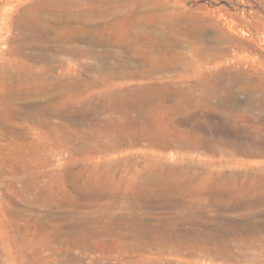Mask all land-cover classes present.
Masks as SVG:
<instances>
[{
    "label": "rangeland",
    "instance_id": "rangeland-1",
    "mask_svg": "<svg viewBox=\"0 0 264 264\" xmlns=\"http://www.w3.org/2000/svg\"><path fill=\"white\" fill-rule=\"evenodd\" d=\"M108 97L115 113L60 126L61 114L80 119ZM0 123V264H24L1 242L28 223L71 225L76 217L100 220L89 248L48 241L13 253L51 255V264H264V0H0ZM76 129L102 138L69 141ZM110 130L127 141L111 144ZM97 169L141 181L162 175L184 187L149 198L156 207L146 212L68 202L63 183L77 178L87 193ZM145 224L160 242L143 247L133 238ZM168 232L185 241L179 250ZM206 238L228 252L206 251Z\"/></svg>",
    "mask_w": 264,
    "mask_h": 264
},
{
    "label": "bare ground",
    "instance_id": "bare-ground-1",
    "mask_svg": "<svg viewBox=\"0 0 264 264\" xmlns=\"http://www.w3.org/2000/svg\"><path fill=\"white\" fill-rule=\"evenodd\" d=\"M101 11V10H100ZM106 14V13H105ZM109 15V14H108ZM32 16V15H31ZM116 16V15H114ZM33 17V16H32ZM35 18V17H34ZM37 18V16H36ZM39 18V17H38ZM34 20V19H33ZM30 21V20H29ZM45 21V20H44ZM50 21V20H49ZM25 22V21H24ZM40 22V21H39ZM53 22V21H51ZM60 22V21H59ZM70 22V21H69ZM83 23V22H82ZM41 24V23H40ZM129 24V23H128ZM133 24V23H132ZM27 25V24H26ZM63 25V24H62ZM61 25V26H62ZM85 25V24H84ZM131 25V24H129ZM24 27V26H23ZM26 27V26H25ZM35 27V26H34ZM145 27V26H144ZM36 28H38L36 26ZM24 29V28H23ZM64 29V28H62ZM88 29V28H87ZM49 30V29H48ZM89 31V30H88ZM100 31V30H99ZM145 32V31H144ZM41 33V32H40ZM51 33V32H50ZM56 33V32H55ZM62 33V32H61ZM93 33V32H92ZM22 34V33H21ZM64 34V33H63ZM97 34V33H96ZM112 34V33H111ZM152 34V33H151ZM144 35V34H143ZM51 36V35H50ZM58 36V35H57ZM84 37V36H83ZM32 38V36H31ZM36 38V37H35ZM59 38V37H58ZM96 38V36H95ZM180 38V37H179ZM38 39V38H37ZM89 39V38H88ZM39 40V39H38ZM41 40V39H40ZM34 41V40H33ZM37 41V40H36ZM43 41V40H42ZM111 43V42H110ZM129 43V42H128ZM154 44H152V47L156 48L159 46L158 42H152ZM142 44V43H141ZM185 44V43H184ZM32 45V44H31ZM115 45V44H114ZM117 46V45H116ZM128 46V45H127ZM164 46V48H171V44H161V49ZM57 48V47H56ZM66 48V47H64ZM121 48V47H120ZM132 49V48H131ZM136 49V48H135ZM96 50V49H95ZM94 50V51H95ZM139 50V49H138ZM144 50V49H143ZM51 51V50H50ZM64 51V50H63ZM126 51V50H125ZM133 51V50H132ZM62 52V51H60ZM91 52V51H90ZM103 53V52H102ZM101 53V54H102ZM107 53V52H106ZM128 53V52H127ZM99 54V53H98ZM108 54V53H107ZM119 54V53H118ZM122 54V53H121ZM97 55V54H96ZM153 55V54H152ZM89 56V55H88ZM109 56V55H108ZM125 56V55H124ZM158 56V55H157ZM107 57V56H106ZM149 57V56H148ZM90 58V57H89ZM97 58V57H96ZM100 58V57H99ZM103 58V57H102ZM119 58V57H118ZM121 58V57H120ZM58 59V58H57ZM93 59V58H92ZM56 60V59H55ZM54 60V61H55ZM99 60V59H98ZM131 60V59H130ZM123 61V60H122ZM58 62V61H57ZM60 62V61H59ZM154 62V61H153ZM104 63V62H103ZM106 63V62H105ZM108 63V62H107ZM119 63V61H118ZM95 64V62H94ZM112 64V63H111ZM154 64V63H153ZM164 64V63H163ZM172 64V63H170ZM123 65V64H122ZM96 66V64H95ZM99 66V65H98ZM108 66V65H106ZM154 66V65H153ZM155 67V66H154ZM153 67V68H154ZM168 67V66H167ZM91 69V68H90ZM148 69V68H147ZM152 69V68H151ZM162 69V68H161ZM8 70V69H7ZM56 70V69H55ZM175 70V69H174ZM112 71V70H111ZM169 71V70H168ZM155 73V72H154ZM162 73V72H161ZM164 73V72H163ZM120 74V73H119ZM107 75V74H106ZM117 75V74H115ZM121 75V74H120ZM166 75V73H165ZM123 76V75H122ZM35 78V77H34ZM42 78V77H41ZM99 78V77H98ZM145 78V75H144ZM155 78V77H154ZM116 79V78H115ZM129 79V78H128ZM149 79V78H148ZM12 80V79H11ZM9 81V80H8ZM86 81V80H85ZM112 81V80H111ZM40 82V81H39ZM88 83V82H87ZM41 84V82H40ZM61 84V83H60ZM73 84V83H72ZM78 84V83H77ZM81 84V83H80ZM79 84V85H80ZM108 84V83H107ZM47 85V84H46ZM62 85V84H61ZM76 85V84H75ZM175 85V84H173ZM33 86V85H32ZM108 86V85H107ZM181 86V85H180ZM37 87V86H36ZM58 87V86H57ZM62 87V86H61ZM115 87V85H114ZM113 87V90H114ZM148 87V86H147ZM179 87V86H177ZM28 88V87H26ZM40 88V85H39ZM82 88V87H81ZM99 88V87H98ZM64 89V88H63ZM111 89V88H110ZM185 89V88H184ZM49 90V89H48ZM136 90V89H135ZM134 90V91H135ZM56 91V90H55ZM58 91V90H57ZM74 91V90H73ZM88 91V90H87ZM86 91V92H87ZM117 91V90H116ZM137 91V90H136ZM143 91V90H142ZM189 91V90H188ZM109 92V91H108ZM114 92V91H112ZM131 92V91H129ZM138 92V91H137ZM184 92V90H183ZM47 93V92H46ZM152 93V92H150ZM42 94V93H41ZM95 94V93H94ZM105 94V93H104ZM107 94V93H106ZM112 94V93H111ZM147 94V93H146ZM164 94V93H163ZM162 94V95H163ZM98 95V94H97ZM135 95V93H134ZM165 95V94H164ZM48 96V95H47ZM104 96V95H103ZM116 96V95H115ZM136 96V95H135ZM161 96V95H160ZM53 97V96H52ZM59 97V96H57ZM63 97V96H62ZM66 97V96H65ZM101 97V96H100ZM110 97V96H109ZM108 97V98H109ZM126 97V96H125ZM138 96H136L137 98ZM140 97V96H139ZM171 97V96H170ZM15 98V97H14ZM49 98V97H48ZM105 99V101L101 104V106H97L96 108H85L82 109L80 111L81 113V118L80 119H75L74 117L65 115L64 113L61 114V116L63 117V120L65 121L62 125H60L63 128H66L68 125L76 127V128H83V126H87L86 124H88L90 121L93 120H101V115L102 114H106L108 113L109 116L110 114L113 112L115 113V111H113V109L116 108L117 105V101L114 100L113 98H109V99ZM151 98V97H150ZM61 99V98H60ZM67 99V98H66ZM94 99V97H93ZM92 99V100H93ZM173 99V98H172ZM177 99V98H176ZM28 100V99H27ZM44 100V99H43ZM50 100V99H49ZM55 100V99H54ZM63 100V99H62ZM104 100V99H103ZM156 100V99H155ZM160 100V99H158ZM175 100V99H174ZM53 101V100H52ZM58 101V99H57ZM73 101V100H72ZM100 101V100H99ZM54 102V101H53ZM59 102V101H58ZM57 102V103H58ZM144 102V101H143ZM21 103V102H20ZM46 103V102H45ZM52 103V102H51ZM135 103V102H134ZM68 104V103H67ZM140 104V103H139ZM173 104V103H172ZM61 105V104H60ZM63 105V104H62ZM95 106V105H92ZM140 106V105H139ZM155 106V105H154ZM194 106V105H193ZM69 107V106H68ZM182 107V106H180ZM189 107V106H188ZM121 108V107H120ZM136 108V107H134ZM162 108V107H161ZM177 108V107H176ZM183 108V107H182ZM15 109V108H14ZM133 109V108H132ZM140 109V108H138ZM18 110V109H17ZM48 110V109H47ZM65 110V109H64ZM118 110V109H115ZM187 110V109H186ZM59 111V110H58ZM120 111L129 113L130 111L128 110V108L126 107H122L120 109ZM129 111V112H128ZM143 111V110H142ZM117 112V111H116ZM144 112V111H143ZM153 112V111H152ZM151 112V113H152ZM137 113V111H136ZM141 113V112H140ZM164 113V112H162ZM133 114V113H131ZM135 114V113H134ZM145 114V113H143ZM141 113V116H144ZM113 115V114H112ZM50 116V115H49ZM103 116V115H102ZM165 116V114H164ZM180 116V115H179ZM184 116V115H183ZM35 117V116H34ZM55 117V116H54ZM112 117V116H111ZM121 117V116H120ZM133 118V117H132ZM135 118V117H134ZM158 118V117H157ZM52 119V118H51ZM50 119V121H51ZM151 119V118H150ZM179 119V118H178ZM45 120V119H44ZM59 120V119H58ZM107 120H111V119H107ZM136 120V119H135ZM162 120H160L161 122ZM53 123V122H52ZM133 123V121H132ZM1 124V123H0ZM42 124V123H40ZM48 124V123H47ZM158 124V123H157ZM193 124V123H192ZM107 125V124H106ZM117 125V124H116ZM134 125V123L132 124V126ZM149 125V124H148ZM159 125H161V123H159ZM170 125V124H169ZM51 126V123H50ZM101 126H104L101 124ZM49 127V126H48ZM47 127V128H48ZM114 127V126H113ZM119 127V126H118ZM167 127V126H166ZM43 128V127H42ZM46 128V129H47ZM106 128V127H105ZM182 128V127H181ZM119 129V128H118ZM177 129V128H176ZM49 130V129H48ZM57 130V129H56ZM77 130V129H76ZM128 130V129H127ZM136 130V129H135ZM51 131V130H50ZM121 132L114 134L115 132H112L110 130V133L108 132V136L107 139L109 140V142L111 144H114L117 141H120L122 143H124L125 141H127V134L125 132H123L122 130H120ZM182 131V130H181ZM71 132V131H70ZM132 132V131H131ZM145 132V131H144ZM133 133V132H132ZM142 134V133H141ZM184 134V133H183ZM103 135V134H102ZM70 136V135H69ZM145 136V135H144ZM152 136V135H151ZM185 136V135H184ZM74 138H77L79 140H83V142L88 143V144H92L93 143H97L99 141L96 142L97 138H102L101 135H94V134H82V131L80 132L79 130L77 131H72L71 137H68L69 141H72ZM171 138V137H169ZM168 138V139H169ZM134 139V138H133ZM148 139V138H147ZM106 140V139H105ZM155 140V139H154ZM164 140V138H163ZM153 141V140H152ZM174 141V140H173ZM172 141V142H173ZM61 143V142H60ZM103 143V142H102ZM100 143V144H102ZM107 143V142H106ZM185 143V141H184ZM154 144V143H152ZM97 145V144H96ZM171 145V144H170ZM179 146L181 147V145L179 144ZM87 147V146H86ZM92 147V146H91ZM113 147V146H112ZM117 147V146H116ZM130 147V146H129ZM169 147V146H168ZM175 148V147H174ZM97 149V148H96ZM99 149H101V147H99ZM115 149V148H113ZM182 149V148H181ZM82 150V149H81ZM89 150V149H88ZM94 151V150H93ZM100 151V150H99ZM153 157V156H152ZM157 157V156H156ZM178 157V156H177ZM154 158V157H153ZM169 158V157H168ZM175 158V157H174ZM152 159V158H151ZM164 160V159H163ZM174 160V159H173ZM177 160V159H176ZM19 161V160H18ZM107 161V160H106ZM157 161V160H156ZM175 161V160H174ZM182 161V160H181ZM105 162V161H104ZM124 162V161H123ZM149 162V161H148ZM159 162V161H158ZM193 162V161H192ZM166 163V162H165ZM118 164V163H117ZM121 164V163H120ZM188 164V163H187ZM26 165V164H25ZM152 166V165H151ZM138 167V166H137ZM194 167V166H192ZM78 168V167H77ZM107 168V167H106ZM140 168V167H139ZM124 169V168H123ZM150 169V168H149ZM152 169V168H151ZM160 169V168H159ZM163 169V168H162ZM78 170V169H77ZM107 170V169H106ZM103 169H97L94 170L95 172H93L92 177L88 180L89 183L92 184V186H88L89 187V191L87 193L82 192L83 188H79L78 181L75 180H71V182L68 184L67 181H65L63 183V190L64 191V195L66 196V199L68 202H70L71 204H75L76 206H80L78 204H80L81 201L83 200H88L91 202H105L108 210L112 209L113 205H118L121 202H125L129 205V207L133 210V211H137V210H142V212H146L149 208H154L156 207L155 205H151L149 203V198L153 197V196H157V195H161L162 193L164 194L166 191L168 190H176V189H181L182 187H184V184L182 183H178V181H174V180H168V178L160 175L158 176V178H154V176L156 177V175L154 174H147L146 177L144 179H142V181L138 178H126L123 175H118L117 172H111V171H106ZM137 170V168H136ZM156 170V169H155ZM158 171V170H157ZM174 171V169H173ZM139 172V171H138ZM153 172V171H152ZM168 172V171H167ZM171 172V171H170ZM169 172V173H170ZM181 172V171H180ZM205 172V171H204ZM92 173V172H91ZM140 173V172H139ZM138 173V175H140ZM159 173V172H158ZM161 173L163 174V172L161 171ZM76 174V173H75ZM87 174V173H86ZM121 174V173H120ZM173 174V173H172ZM83 175V174H82ZM137 175V176H138ZM180 175V174H179ZM197 175V174H196ZM72 176V175H71ZM88 176V174H87ZM183 176V174H182ZM133 177V176H132ZM188 176H186L187 178ZM176 178V177H175ZM183 178V177H182ZM66 180V179H64ZM184 181V180H183ZM189 181V178H188ZM88 183V185H90ZM197 184V183H196ZM32 185V184H31ZM215 185V184H214ZM28 186V185H27ZM44 186V185H43ZM83 186V185H82ZM201 186V185H200ZM30 187V186H29ZM220 187V186H219ZM187 188V187H186ZM86 190V189H85ZM40 191V190H39ZM60 191V190H59ZM172 192V191H171ZM31 193V192H30ZM221 193V192H220ZM174 194V193H173ZM42 195V194H41ZM49 195H53L52 193H49ZM175 195V194H174ZM39 196V195H38ZM55 196V195H54ZM214 196V194H213ZM168 197V196H167ZM176 197V196H175ZM60 198V197H59ZM209 199V198H208ZM154 200V199H152ZM190 200V199H189ZM207 200V199H206ZM164 201V199H163ZM211 201V200H210ZM37 202V200H36ZM42 202V201H41ZM48 202V201H47ZM216 202H219L216 201ZM225 202V201H224ZM222 202V203H224ZM228 201H226L225 203H227ZM39 203V202H38ZM69 203V204H70ZM87 203V202H86ZM180 203V202H179ZM183 203V202H182ZM44 204V203H43ZM161 205V204H160ZM166 205V204H165ZM181 205V204H180ZM179 205V206H180ZM201 205V204H200ZM59 206V205H58ZM68 206V205H67ZM96 206L98 205H90V210H96ZM101 206V205H100ZM159 206V205H158ZM178 206V205H177ZM71 207V206H70ZM195 207V206H194ZM46 208V207H45ZM73 208V207H72ZM129 208V209H130ZM182 208V207H181ZM204 208V207H203ZM74 209V208H73ZM63 210V209H62ZM79 210V209H78ZM81 210V209H80ZM181 210V209H180ZM46 211V210H44ZM77 211V210H76ZM84 211V210H83ZM123 211V210H122ZM130 211V210H129ZM156 211V210H155ZM193 211V210H192ZM111 213V211H109ZM116 212V211H115ZM132 212V211H131ZM76 213V212H75ZM80 213V212H79ZM176 213V211H175ZM70 214V213H69ZM139 214V213H138ZM93 215V214H92ZM96 215V214H95ZM117 215V214H116ZM192 215V214H191ZM22 216V214H21ZM73 216V215H72ZM104 216V215H103ZM118 216V215H117ZM23 218V217H22ZM33 218V217H32ZM67 218V217H66ZM73 218V217H72ZM101 218V217H100ZM106 218V217H105ZM129 218V216H128ZM18 219V218H17ZM54 219V217H53ZM70 219V218H69ZM108 219V218H107ZM159 219V218H158ZM21 220V219H20ZM33 220V219H32ZM68 220V219H67ZM106 220V219H105ZM111 220V219H110ZM51 221V220H50ZM49 221L46 220L45 218H38L37 220L34 221V223H28L26 225V227L24 228V231L21 233L22 235L18 236L19 238H15L12 241L8 242L9 240H3L1 242V244H3L2 246H4L6 248V251L8 254L11 255V257L13 258V260H23L24 259V264H34V261H38L37 264H39V261H44L47 260L49 264L50 263V259H52V256H44L43 253H39L36 255L35 254H28L25 252V248L28 246H32V245H42L45 242L48 241H53V242H65L68 243L70 245H72L73 247H77L78 249H87L90 247V243L89 240L94 236V235H100V231L98 230V228L95 227V225L97 223L100 222L99 219H92V218H77L76 220L71 224V225H63V224H58V225H52L48 223ZM52 222V221H51ZM60 222V221H59ZM67 222V221H66ZM103 222V221H102ZM111 222H115L114 220H111ZM53 223V222H52ZM70 223V222H69ZM116 223V222H115ZM130 223V222H129ZM144 223V222H143ZM107 224V225H106ZM131 224V223H130ZM103 225L108 226L109 223L105 222ZM112 225V224H111ZM22 226V225H21ZM114 226V225H113ZM117 227V226H116ZM126 227V226H125ZM130 227V225H129ZM159 227V225H158ZM20 228V227H19ZM149 227L145 224L142 225L141 228L138 227L137 228V234L133 235V238H135V240H137V238L139 239V242L141 243V246L145 247L146 244H148V242H150L151 238L153 237L155 240H157L158 242H160V236L159 235H148L149 234ZM156 228V226H155ZM14 229V227H13ZM157 229V228H156ZM103 230V229H101ZM173 230V229H172ZM13 231V230H12ZM104 231V230H103ZM107 231L108 234H112V230L106 229L105 232ZM128 231V230H127ZM130 231V230H129ZM157 232V231H156ZM163 232V230H162ZM30 235L33 236V238L30 237ZM167 238H169L170 240H174L175 243V248L177 250L180 249V247L182 246L181 243L184 244L185 241H181L180 239L176 238V233L174 232H168L167 233ZM179 235V234H178ZM16 236V235H15ZM128 236V234H127ZM131 236V235H130ZM14 237V236H13ZM132 237V236H131ZM113 238V237H112ZM120 238V237H119ZM152 238V239H153ZM197 237H195L196 239ZM118 239V238H117ZM124 239V238H123ZM153 239V240H154ZM189 241H194L195 239L190 237L188 238ZM187 239V240H188ZM198 239V238H197ZM126 240V239H125ZM200 240V239H199ZM115 241V240H114ZM198 241V240H197ZM203 243H200L203 249H205L206 251L210 252H214L217 255H222V254H226L228 252V248L226 246H219V245H213V239L212 238H206L203 239ZM202 242V241H201ZM22 245L23 246V250L21 251V253H18L17 255H15L13 253V249L16 245ZM138 243H136L135 245H137ZM192 245V244H191ZM8 246V247H7ZM180 246V247H179ZM200 245H196V243L192 246L193 250H196ZM43 247V246H42ZM29 248V247H28ZM64 248V247H63ZM77 249V250H78ZM67 250V249H66ZM94 250V249H93ZM29 251V250H28ZM65 252V251H64ZM196 252V251H195ZM50 253V252H49ZM198 254V252H197ZM47 255V254H46ZM63 255V254H62ZM78 255V254H77ZM211 255V254H210ZM86 256V255H85ZM141 256V255H140ZM204 256V255H203ZM65 257V256H64ZM93 257V256H92ZM91 257V258H92ZM100 257V256H99ZM112 257V256H111ZM1 258V257H0ZM68 258V257H67ZM66 258V259H67ZM75 259H78V256L74 257ZM90 258V259H91ZM152 258V257H151ZM223 258V257H222ZM63 259V258H62ZM61 259V260H62ZM81 259V258H80ZM86 259V258H85ZM89 259V260H90ZM87 260V261H89ZM93 260V259H92ZM2 261V260H1ZM0 261V262H1ZM45 261V262H47ZM68 262V261H67ZM71 262V261H70ZM80 262V261H79ZM85 262V261H84ZM148 258L147 257H143L142 259H133V260H129V261H125L124 263H120V264H148ZM88 263V262H87ZM200 263V262H199ZM63 264V263H62ZM89 264V263H88ZM94 264V263H93ZM102 264V263H101Z\"/></svg>",
    "mask_w": 264,
    "mask_h": 264
}]
</instances>
